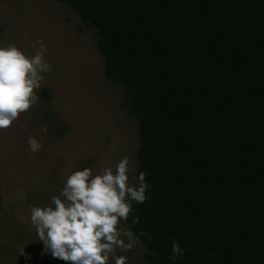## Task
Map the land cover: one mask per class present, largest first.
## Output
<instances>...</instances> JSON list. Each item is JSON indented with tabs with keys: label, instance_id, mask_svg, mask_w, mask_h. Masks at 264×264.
Wrapping results in <instances>:
<instances>
[{
	"label": "trees",
	"instance_id": "trees-1",
	"mask_svg": "<svg viewBox=\"0 0 264 264\" xmlns=\"http://www.w3.org/2000/svg\"><path fill=\"white\" fill-rule=\"evenodd\" d=\"M136 118L148 264H264V0H62Z\"/></svg>",
	"mask_w": 264,
	"mask_h": 264
},
{
	"label": "rangeland",
	"instance_id": "rangeland-1",
	"mask_svg": "<svg viewBox=\"0 0 264 264\" xmlns=\"http://www.w3.org/2000/svg\"><path fill=\"white\" fill-rule=\"evenodd\" d=\"M34 41L45 44L52 70L36 105L0 130V264H63L43 256L28 214L59 190L66 166L98 168L128 155L138 167L137 121L128 115L121 89L104 74L98 34L65 1L0 0V43L34 53ZM28 135L42 137L35 155ZM147 251L141 241L127 253L129 264H148Z\"/></svg>",
	"mask_w": 264,
	"mask_h": 264
},
{
	"label": "clouds",
	"instance_id": "clouds-1",
	"mask_svg": "<svg viewBox=\"0 0 264 264\" xmlns=\"http://www.w3.org/2000/svg\"><path fill=\"white\" fill-rule=\"evenodd\" d=\"M30 47L34 53L0 43V130L36 105L38 90L52 70L45 44L34 41ZM40 132L46 135L47 126L41 124ZM41 139L26 137L32 154L42 150ZM61 177V187L45 204L29 208L28 223L43 245V256L63 264H129L127 253L141 244L143 234L133 231L138 220L133 216L129 222V216L148 199L146 172L122 155L98 168L66 166ZM170 246L169 264H176L185 249L174 238Z\"/></svg>",
	"mask_w": 264,
	"mask_h": 264
}]
</instances>
